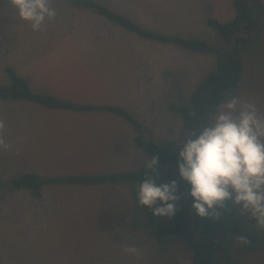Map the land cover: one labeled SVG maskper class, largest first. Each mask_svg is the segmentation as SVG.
I'll use <instances>...</instances> for the list:
<instances>
[{
    "label": "rangeland",
    "instance_id": "rangeland-1",
    "mask_svg": "<svg viewBox=\"0 0 264 264\" xmlns=\"http://www.w3.org/2000/svg\"><path fill=\"white\" fill-rule=\"evenodd\" d=\"M153 30L203 38L227 48L206 20L233 15L232 0H99ZM56 16L42 30L15 17L0 0V83L13 66L36 91L87 102L120 104L144 124L146 139H178L187 133L181 116L168 109L186 104L194 85L213 70L217 55L144 40L86 9L51 0ZM261 27L244 49V71L231 94L255 103L264 113V0L250 4ZM261 24V25H260ZM0 264H191L181 240L157 235L167 217H154L136 203L135 183L180 178L173 163L148 170L139 182L92 186H45L40 198L10 184L12 177L102 174L137 169L150 159L133 144L134 129L101 112H69L0 98ZM219 222L233 264H264V231L226 205ZM244 235L243 246L236 236ZM129 245L140 255L125 251Z\"/></svg>",
    "mask_w": 264,
    "mask_h": 264
},
{
    "label": "trees",
    "instance_id": "trees-1",
    "mask_svg": "<svg viewBox=\"0 0 264 264\" xmlns=\"http://www.w3.org/2000/svg\"><path fill=\"white\" fill-rule=\"evenodd\" d=\"M254 1L232 0L233 15L230 18L223 21L213 16L207 18V24L219 34L227 48L216 46L199 37L153 30L99 0H63V5L69 9L92 11L144 40L217 55L216 66L197 81L189 102L171 103L168 106L171 112L181 116L184 129L189 130L202 125L225 96L231 95L239 87L244 71V49L255 44L261 28H258L260 21L254 17L250 7ZM5 73L7 81L0 83L1 99L27 101L48 109L69 112H101L115 115L134 129L132 141L136 148L149 155L150 159L153 155H159L157 166L173 163L176 168L175 152L178 150L176 143L179 140L156 141L144 138V124L125 106L107 102L76 101L51 92L36 91L29 80L18 74L11 65L5 67ZM147 173L148 169H145L144 165L137 169L102 174L70 173L44 176L36 172H25L12 177L10 184L28 191L34 198H40L42 189L48 185L92 186L139 182ZM180 190L184 194V200L177 201L175 215L169 218L166 224L157 227V235L162 238L175 237L186 244L191 250V264H233L227 252V236L224 230L216 222L195 217L191 209V199L187 196L188 187L182 180Z\"/></svg>",
    "mask_w": 264,
    "mask_h": 264
},
{
    "label": "clouds",
    "instance_id": "clouds-1",
    "mask_svg": "<svg viewBox=\"0 0 264 264\" xmlns=\"http://www.w3.org/2000/svg\"><path fill=\"white\" fill-rule=\"evenodd\" d=\"M15 17L40 31L46 20L56 16L51 0H8ZM0 121V128H3ZM177 174L188 187L191 209L197 218L219 222L226 205L235 207L241 216L253 222V228L264 231V113L250 100L228 95L216 106L198 128H191L176 143ZM9 144L0 138V149ZM160 159L153 155L144 168L155 172ZM177 181L156 183L148 177L135 183L133 191L140 209H151L154 217L171 218L177 208ZM243 246L249 240L238 235ZM125 251L140 255L129 245Z\"/></svg>",
    "mask_w": 264,
    "mask_h": 264
}]
</instances>
